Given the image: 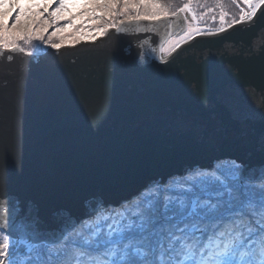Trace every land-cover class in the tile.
<instances>
[{
  "label": "snow or ice",
  "instance_id": "snow-or-ice-1",
  "mask_svg": "<svg viewBox=\"0 0 264 264\" xmlns=\"http://www.w3.org/2000/svg\"><path fill=\"white\" fill-rule=\"evenodd\" d=\"M226 2L239 8L230 22ZM194 3L207 12L214 11L213 5L221 9L215 32L189 22V17L197 20ZM258 16H264V0H0V59L59 53L65 47L95 44L111 29L118 34L133 28L151 32L158 25L172 28L176 21L183 35L172 39L168 31L152 41L154 49L167 53L158 57V64L183 79L207 107L213 87L211 58L223 62L227 54L209 51L181 68L174 67L173 54L180 53L185 41L218 36L246 22L254 28ZM143 22L151 27L140 29ZM234 55L239 59L228 60L226 66L252 112H242L230 100L225 103L235 119L264 116V43L255 49L249 43L246 52ZM147 62L145 54L140 63ZM110 86L109 74L105 87ZM93 87L90 73L76 82L81 93ZM96 119L102 120V114ZM179 123L197 126L183 116ZM258 143L264 150V132ZM19 157L17 107L6 86L0 89V264H264V160L249 166L234 159L227 170L189 169L187 178L153 183L118 205L100 198L85 216L54 214L58 226L48 228L37 202H22L9 190L10 165Z\"/></svg>",
  "mask_w": 264,
  "mask_h": 264
},
{
  "label": "water",
  "instance_id": "water-1",
  "mask_svg": "<svg viewBox=\"0 0 264 264\" xmlns=\"http://www.w3.org/2000/svg\"><path fill=\"white\" fill-rule=\"evenodd\" d=\"M172 23V28L158 25L151 32L111 29L95 44L47 50L32 58L17 55L12 62L0 59V89L7 86L17 107L20 157L10 165L9 190L22 202H37L46 227L58 226L54 214L82 217L93 212L100 198L118 205L148 185L185 177L189 169L234 159L254 166L264 160L258 143L264 116L235 119L225 103L252 112L226 64L239 59L234 51L264 43L253 39L264 37V16L253 21L254 28L246 22L218 36L185 41L173 54L175 68L209 51L227 54L223 62L211 58L207 107L183 79L158 64L162 53L152 41L168 31L182 33ZM149 27L148 22L140 25ZM145 54L148 62L141 64ZM88 73L94 87L81 93L76 82ZM109 74L111 86L105 87ZM97 113L102 120L97 121ZM181 116L197 126L181 125Z\"/></svg>",
  "mask_w": 264,
  "mask_h": 264
},
{
  "label": "trees",
  "instance_id": "trees-1",
  "mask_svg": "<svg viewBox=\"0 0 264 264\" xmlns=\"http://www.w3.org/2000/svg\"><path fill=\"white\" fill-rule=\"evenodd\" d=\"M213 8L215 10H219L220 8L216 7L215 5H213ZM224 9L227 11V15H226V22H230L232 20L233 17H238L239 15V12L236 10L235 6L231 5L230 3H225L224 5ZM205 26L207 25V30H212V31H216L219 27H220V22H217V21H209V22H206L204 23ZM232 163L231 162H223V163H218L214 168L216 169H225V168H229L231 167ZM184 178H187L186 176L185 177H182V178H176L174 180L176 181H180L181 179H184ZM149 195V192L145 191L143 192V196H148ZM117 211H120V209H116Z\"/></svg>",
  "mask_w": 264,
  "mask_h": 264
},
{
  "label": "rangeland",
  "instance_id": "rangeland-1",
  "mask_svg": "<svg viewBox=\"0 0 264 264\" xmlns=\"http://www.w3.org/2000/svg\"><path fill=\"white\" fill-rule=\"evenodd\" d=\"M192 8H193V11L195 12V14L197 15V20L195 22H192L190 17H189V22L193 23V26L200 28L202 31H205L207 29V25L205 26L204 23L209 22V21L220 22L219 21V14H220L221 9H219V10L214 9V11H212V12H207V9L200 8L195 3L193 4ZM235 8L239 12V8L236 6H235ZM204 13H207V14L205 15ZM179 35H183V32L176 35V36H173L172 39H176L177 36H179ZM40 54H42V53H40ZM163 55H167V53H163ZM227 169L228 168H225V170H227Z\"/></svg>",
  "mask_w": 264,
  "mask_h": 264
},
{
  "label": "bare ground",
  "instance_id": "bare-ground-1",
  "mask_svg": "<svg viewBox=\"0 0 264 264\" xmlns=\"http://www.w3.org/2000/svg\"><path fill=\"white\" fill-rule=\"evenodd\" d=\"M178 34H180V33H179V32H177V33L173 34V36H176V35H178ZM173 36H172V37H173ZM162 55H163V53H162ZM173 180H174V179H173Z\"/></svg>",
  "mask_w": 264,
  "mask_h": 264
}]
</instances>
